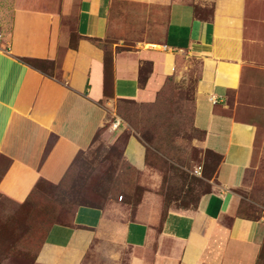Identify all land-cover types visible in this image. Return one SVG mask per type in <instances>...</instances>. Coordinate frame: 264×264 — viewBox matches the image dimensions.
I'll use <instances>...</instances> for the list:
<instances>
[{
  "label": "crops",
  "instance_id": "1",
  "mask_svg": "<svg viewBox=\"0 0 264 264\" xmlns=\"http://www.w3.org/2000/svg\"><path fill=\"white\" fill-rule=\"evenodd\" d=\"M5 1L0 195L23 203L39 182L59 183L101 131L109 138V123L112 131L125 123L121 103L155 102L191 61L200 62L193 123L223 161L213 191L192 209L162 217L157 200L132 212L118 203L77 208L71 222L48 231L33 264H257L264 219L239 215L236 190L252 167L260 122L246 120L255 109L234 115L231 107L236 95L264 96V0ZM206 8L211 17H197ZM144 63L152 68L143 85ZM132 143L141 146L132 137L127 159L142 167Z\"/></svg>",
  "mask_w": 264,
  "mask_h": 264
},
{
  "label": "rangeland",
  "instance_id": "2",
  "mask_svg": "<svg viewBox=\"0 0 264 264\" xmlns=\"http://www.w3.org/2000/svg\"><path fill=\"white\" fill-rule=\"evenodd\" d=\"M197 17L209 19L211 8L198 9ZM10 19L11 3L0 0V31L10 27ZM71 36L75 44L77 36ZM38 68L55 73L51 64L39 62ZM199 69L200 62L191 61L182 77L169 78L153 103H121L119 114L125 123L117 131H112L109 123V138H104L101 131L90 148L75 158L59 183L39 182L23 203L0 195V264H33L48 231L55 224L71 222L81 206L109 207L118 203L132 212L144 202L157 200L164 217L171 210L195 208L203 195L211 193L223 161L205 146L204 133L193 123ZM149 71L150 65L144 63L143 84ZM252 108L257 112L246 120L258 119L260 127L246 183L236 190L241 197L238 213L264 219V96L250 93L233 97L234 115ZM132 137L144 148V154L137 143L130 148L136 162H144L142 167L127 159ZM257 264H264V245Z\"/></svg>",
  "mask_w": 264,
  "mask_h": 264
},
{
  "label": "trees",
  "instance_id": "3",
  "mask_svg": "<svg viewBox=\"0 0 264 264\" xmlns=\"http://www.w3.org/2000/svg\"><path fill=\"white\" fill-rule=\"evenodd\" d=\"M108 57V56H107ZM107 60H108V58L106 59V78H107V87H109L110 86V81H111V74H112V64H111V61H110V63L109 62H107ZM29 65H31V66H33V67H35V68H38V63L40 62V61H36V60H27L26 61ZM40 63H43V62H40ZM147 64H149L150 65V71H149V74H150V72H151V68H152V65L150 64V63H147ZM39 69V68H38ZM141 74H142V72H141ZM148 74V75H149ZM148 77V76H147ZM147 79V78H146ZM146 79H145V82H146ZM145 82H144V84H145ZM143 84V85H144ZM200 131V130H199ZM202 132V131H201ZM204 133V132H203ZM221 158V157H220ZM222 159V158H221Z\"/></svg>",
  "mask_w": 264,
  "mask_h": 264
},
{
  "label": "built area",
  "instance_id": "4",
  "mask_svg": "<svg viewBox=\"0 0 264 264\" xmlns=\"http://www.w3.org/2000/svg\"><path fill=\"white\" fill-rule=\"evenodd\" d=\"M2 46V34L0 32V47ZM118 126H120V122H117L113 125V127L116 129Z\"/></svg>",
  "mask_w": 264,
  "mask_h": 264
},
{
  "label": "bare ground",
  "instance_id": "5",
  "mask_svg": "<svg viewBox=\"0 0 264 264\" xmlns=\"http://www.w3.org/2000/svg\"><path fill=\"white\" fill-rule=\"evenodd\" d=\"M225 21V20H224ZM223 30V29H222Z\"/></svg>",
  "mask_w": 264,
  "mask_h": 264
}]
</instances>
